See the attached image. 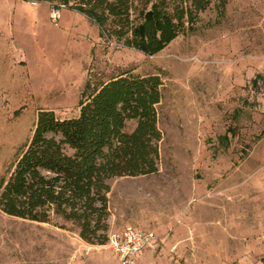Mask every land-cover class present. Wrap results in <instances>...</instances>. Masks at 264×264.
<instances>
[{
    "label": "rangeland",
    "instance_id": "1",
    "mask_svg": "<svg viewBox=\"0 0 264 264\" xmlns=\"http://www.w3.org/2000/svg\"><path fill=\"white\" fill-rule=\"evenodd\" d=\"M125 73L160 77L162 137L155 173L109 180L107 234L152 229L159 240L140 251V263L150 253L142 264H264V0H229L223 16L211 7L153 56L71 9L0 0V184L39 110L72 118ZM0 264L119 262L61 218L0 210Z\"/></svg>",
    "mask_w": 264,
    "mask_h": 264
},
{
    "label": "trees",
    "instance_id": "2",
    "mask_svg": "<svg viewBox=\"0 0 264 264\" xmlns=\"http://www.w3.org/2000/svg\"><path fill=\"white\" fill-rule=\"evenodd\" d=\"M26 1L71 9L96 23L107 40L153 56L196 31L211 7L223 16L229 0ZM161 87L158 75L125 73L82 98L72 118L39 110L31 136L0 184V210L38 222L61 218L86 243L104 244L109 180L158 170Z\"/></svg>",
    "mask_w": 264,
    "mask_h": 264
},
{
    "label": "built area",
    "instance_id": "3",
    "mask_svg": "<svg viewBox=\"0 0 264 264\" xmlns=\"http://www.w3.org/2000/svg\"><path fill=\"white\" fill-rule=\"evenodd\" d=\"M159 240L151 229L127 225L108 232L106 246L119 264H137L139 252L148 244Z\"/></svg>",
    "mask_w": 264,
    "mask_h": 264
},
{
    "label": "crops",
    "instance_id": "4",
    "mask_svg": "<svg viewBox=\"0 0 264 264\" xmlns=\"http://www.w3.org/2000/svg\"><path fill=\"white\" fill-rule=\"evenodd\" d=\"M152 230V229H151ZM143 250V249H142ZM141 250V251H142ZM140 253V252H139ZM146 256H143L144 258H143V260L142 261H144L147 257H149L148 255H150V253L148 254H145ZM138 257H139V254H138V256H137V264H142V261L141 260H139V261H141V263L140 262H138Z\"/></svg>",
    "mask_w": 264,
    "mask_h": 264
}]
</instances>
